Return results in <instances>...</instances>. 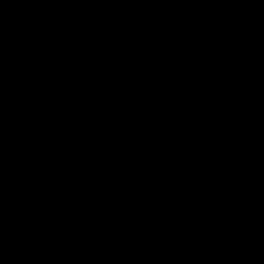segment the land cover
<instances>
[{
  "label": "trees",
  "instance_id": "1",
  "mask_svg": "<svg viewBox=\"0 0 264 264\" xmlns=\"http://www.w3.org/2000/svg\"><path fill=\"white\" fill-rule=\"evenodd\" d=\"M78 1L56 8L61 19L53 16L68 31L84 26H76ZM113 2L145 43L168 50L159 70L150 75L163 89H169L165 82L173 86L168 91L167 123L142 128L135 119L137 111H120L114 98H94L99 128L77 116V140L88 144L81 152L93 155L96 164L94 194L104 197L105 214L112 222L107 244L114 253L112 264H260L254 255L264 260V153L224 101L227 92L242 104L251 99L264 117L259 91L264 76V0ZM200 19L205 23L199 35L183 36ZM111 23H100L105 33L96 35L102 40L108 38ZM232 59L238 60L236 67ZM155 131L160 133L152 137ZM206 187L222 199L221 209L228 207L227 224L196 226L195 236L176 244L161 240L155 229L162 221L177 218L187 203L208 206ZM117 206L125 212L118 226ZM7 222L11 227L24 225L17 214ZM142 232L160 252L156 263L136 261Z\"/></svg>",
  "mask_w": 264,
  "mask_h": 264
},
{
  "label": "rangeland",
  "instance_id": "2",
  "mask_svg": "<svg viewBox=\"0 0 264 264\" xmlns=\"http://www.w3.org/2000/svg\"><path fill=\"white\" fill-rule=\"evenodd\" d=\"M69 1L0 0L1 18L8 24L17 19L21 37L12 69L0 74V84L7 94L0 109V137L13 135L25 162L21 169L13 170L0 159V196L16 194L20 200L16 214L30 231L35 264H112L114 253L107 249L112 222L105 214L104 197L94 194L98 190L93 173L96 164L93 155L81 152L88 144L77 140L80 130L76 131L75 122L80 114L99 128L95 113L98 102L94 99L98 97L114 98L120 111H137L135 119L142 128L145 124L167 123L168 91L173 84L165 82L169 89H163L150 74L158 69L168 50L145 43L133 21L122 17L114 0H79L81 12L76 16V26H84L68 31L77 50L76 64L67 78H60L50 65L57 30L52 17L61 18L56 8ZM103 20L112 22L105 40L99 36L105 33L100 24ZM204 23L203 19L195 20L183 36L199 35ZM230 64L236 67L238 60L232 59ZM263 89L264 76L260 78L261 94ZM248 101L257 107L251 99ZM224 104L253 141L255 132L248 133L244 118L233 115L242 103L227 92ZM203 197L208 206L187 203L177 218L162 221L155 229L159 238L176 244L185 236H195L196 226L227 224L229 210L227 206L221 209L222 199L207 187ZM116 211L119 218L114 217V222L118 226L125 212L120 207ZM140 235L136 261L158 262L160 252L146 233ZM254 258L264 264L259 254Z\"/></svg>",
  "mask_w": 264,
  "mask_h": 264
},
{
  "label": "water",
  "instance_id": "3",
  "mask_svg": "<svg viewBox=\"0 0 264 264\" xmlns=\"http://www.w3.org/2000/svg\"><path fill=\"white\" fill-rule=\"evenodd\" d=\"M57 44L52 53L51 65L57 70L61 78L74 67L76 48L68 31L60 27L56 34ZM21 37L19 21L5 24L0 19V74H8L12 69L15 57L20 48ZM6 101L4 86L0 85V107ZM0 154L7 165L13 169L23 167L20 146L13 135H5L0 140ZM8 201L0 197V206ZM10 204L18 209V199H11ZM0 264H35V249L27 228L18 225L16 228L0 233Z\"/></svg>",
  "mask_w": 264,
  "mask_h": 264
},
{
  "label": "bare ground",
  "instance_id": "4",
  "mask_svg": "<svg viewBox=\"0 0 264 264\" xmlns=\"http://www.w3.org/2000/svg\"><path fill=\"white\" fill-rule=\"evenodd\" d=\"M264 94V89L262 90ZM233 115L243 117L242 121L245 124V130L250 132H255L253 142L258 145L264 151V118L260 116L259 110L251 101L242 104Z\"/></svg>",
  "mask_w": 264,
  "mask_h": 264
},
{
  "label": "flooded vegetation",
  "instance_id": "5",
  "mask_svg": "<svg viewBox=\"0 0 264 264\" xmlns=\"http://www.w3.org/2000/svg\"><path fill=\"white\" fill-rule=\"evenodd\" d=\"M48 12V11H47ZM59 12V11H58ZM54 16V15H53ZM53 18V17H52ZM56 18H58V17H56ZM64 18V17H63ZM0 19L5 23V24H8V23H6L2 18H1V16H0ZM59 19H61V18H59ZM16 20V19H15ZM53 20H55V18H53ZM55 22V21H54ZM56 23V22H55ZM56 25H57V30L60 28V27H64L63 25H61V24H57L56 23ZM65 28V27H64ZM57 30H56V34H57ZM68 31V30H67ZM57 44V38H56V42H55V44H54V46H53V48H52V51H51V60H52V53H53V51H54V47H55V45ZM77 51V50H76ZM76 59H77V54H76ZM76 59L74 60V67L70 70V71H72L74 68H75V64H76ZM51 60H50V65H51ZM52 66V65H51ZM53 67V66H52ZM54 68V67H53ZM55 69V68H54ZM56 70V69H55ZM69 71V72H70ZM56 72H57V70H56ZM68 72V73H69ZM58 73V72H57ZM67 73V74H68ZM58 75H59V73H58ZM60 77V76H59ZM61 78V77H60ZM65 78H67V76L65 77ZM64 78V79H65ZM1 85V84H0ZM5 88V87H4ZM5 92H6V90H5ZM6 100H7V94H6ZM6 102V101H5ZM4 105V104H3ZM2 105V106H3ZM2 106L0 107V109L2 108ZM5 135H8L7 133L6 134H4L3 136H1L0 137V140L5 136ZM10 135V134H9ZM20 146V145H19ZM20 149H21V147H20ZM21 153H22V158H23V164L25 163L24 162V155H23V151H22V149H21ZM0 159H1V161L5 164V165H7L6 163H5V161L3 160V158H2V156H1V154H0ZM10 169H13L12 167H10L9 165H7ZM13 170H15V169H13ZM0 197H5V198H7L8 199V201L6 202V203H4V204H2L1 206H0V226L2 227V228H0V233H5V232H8V231H10V230H12V229H14V228H16L18 225H16L15 227H11V225L9 226L8 225V219H10V218H12L13 216H15V214H16V208L15 207H13L11 204H10V200L11 199H18L17 197H16V194H13V195H3V196H0ZM18 201H19V205H20V200L18 199ZM3 225V226H2ZM22 225V224H21ZM4 226H6V227H4ZM23 226H25V225H23ZM26 227V226H25ZM27 228V227H26ZM27 230H28V228H27ZM28 232H29V235H30V231L28 230Z\"/></svg>",
  "mask_w": 264,
  "mask_h": 264
}]
</instances>
